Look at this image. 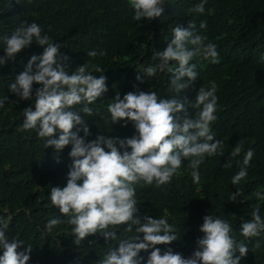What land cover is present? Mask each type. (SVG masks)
Wrapping results in <instances>:
<instances>
[{
  "label": "trees",
  "instance_id": "trees-1",
  "mask_svg": "<svg viewBox=\"0 0 264 264\" xmlns=\"http://www.w3.org/2000/svg\"><path fill=\"white\" fill-rule=\"evenodd\" d=\"M200 2L165 0L161 17L135 21L129 0H0V57L6 55L4 36H11L24 24L38 23L52 41L61 44V52L71 58L72 71L86 63L93 75L107 77L109 91L88 105L93 109L91 116L82 112L83 105L73 109L89 126L91 135L86 140L98 135L124 139L135 134L134 126L128 123L125 127L123 121L113 123L109 103L117 93L121 98L139 91H155L161 98L177 96L175 90H169L171 73L158 71L155 77L147 78L143 70L155 63V51L166 49L172 28L195 22L197 33L217 45L219 63L194 57L190 63L197 66V79L179 98L185 100L189 117L195 119L199 109L192 105L198 90L216 82L219 99L212 127L215 138L223 141L224 155L205 157L198 183L193 181L188 161H184L180 174L171 183L160 188L137 186L140 214L166 216L174 227L177 240L157 245L162 253L171 248L185 258L191 257L198 250L197 239L204 235L199 230L203 217L214 215L228 221L236 241L243 240L248 246L249 252L240 264H264V233L251 238L240 234V225L252 218L255 206L259 205L264 217V0H208L203 14L192 11ZM209 9L213 10L211 15ZM201 21L207 22L206 29H200ZM105 49L106 56H87L90 50ZM42 52L34 40L15 62L0 67V99L9 97L0 108V218L9 223L8 238L24 242L21 250L31 246L28 264H99L109 249L117 246L116 241L97 233L75 244L74 226L50 200L51 187L63 188L67 184L71 145L57 152L45 148V140L38 137L36 130H21L23 110L34 108L35 101L20 100L9 91V85L31 56ZM96 67L103 71L95 72ZM186 80L185 77L182 82ZM239 141H243L242 153L231 160V167H224ZM249 148L255 155L248 175L240 185H233L231 178L239 171L237 161H242ZM238 190L241 194L232 201ZM58 217L64 222L49 233L48 221ZM126 227L114 229L120 239L136 235L135 230L124 232ZM150 251L139 254L144 258L142 264H147Z\"/></svg>",
  "mask_w": 264,
  "mask_h": 264
},
{
  "label": "clouds",
  "instance_id": "clouds-1",
  "mask_svg": "<svg viewBox=\"0 0 264 264\" xmlns=\"http://www.w3.org/2000/svg\"><path fill=\"white\" fill-rule=\"evenodd\" d=\"M207 2L201 0L192 11L203 14ZM129 4L135 21H151L162 16L165 0H129ZM212 11L209 9V15ZM199 27L206 29L207 22L201 21ZM196 28L193 21L187 27L178 24L172 28L166 49L155 51L152 57L155 63L143 70L147 78L155 77L158 71L171 73L169 90H175L178 95L161 98L155 91H139L121 98L117 93L108 105L111 120L113 123L123 121L125 127L132 123L135 134L124 139L98 135L91 141L86 140L91 135L87 122L73 109L83 105L82 112L91 116L93 109L88 105L109 91L107 77L93 75L86 63L72 71L71 58L61 52V44L52 41L34 21L16 28L11 36L3 37L6 55L0 57V67L9 61L15 62L17 55L34 40L43 48L42 54L32 55L24 70L15 76L9 91L20 100L35 101L34 108L29 106L23 110L21 130H36L38 137L45 140V148H54L57 152L71 145L72 165L67 184L63 188L51 187L50 200L61 215L67 217V223L74 226L75 244L80 245L86 237L97 233L106 240L116 241L117 246L110 248L99 264H142L144 258L139 254L150 249L147 264H240L249 252L243 240L236 241L228 221L205 215L199 229L204 235L197 239L198 250L191 257L185 258L171 248L162 253L157 245L176 241L175 229L166 216L141 215L136 198L137 186L160 188L171 183L172 178L180 174L184 161H188L193 181L198 183L199 168L205 157L224 155L223 141L215 138L212 127L217 120L219 99L216 82L211 81L210 87L202 86L198 90L192 105L199 109L195 119L189 117L185 100L179 98L197 79V66L190 63L194 57L202 56L213 64L219 63L217 45L198 34ZM106 55V49L87 52V56L93 58ZM94 70L103 71L100 67ZM185 77L187 80L182 82ZM137 79L142 81L139 75ZM36 84L40 87L34 88ZM8 101V96L0 99V108ZM242 151L243 141H239L224 167H231V160ZM254 155V150L249 148L242 161H237L239 171L231 178L233 185H240L247 177ZM240 194L239 190L233 194L232 201ZM63 222L59 217L51 219L46 229L50 233ZM120 225H127L124 232L135 230L136 235L120 239L114 230ZM8 227V221L0 218V249L3 250L0 264H28L31 246L21 250L24 242L9 239ZM240 229L245 238L264 233V217L259 205ZM259 246L257 242L255 247Z\"/></svg>",
  "mask_w": 264,
  "mask_h": 264
}]
</instances>
